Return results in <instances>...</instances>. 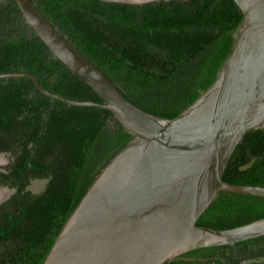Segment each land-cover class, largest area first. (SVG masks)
I'll return each instance as SVG.
<instances>
[{
	"label": "trees",
	"instance_id": "trees-1",
	"mask_svg": "<svg viewBox=\"0 0 264 264\" xmlns=\"http://www.w3.org/2000/svg\"><path fill=\"white\" fill-rule=\"evenodd\" d=\"M136 106L172 118L230 54L242 13L234 0H31ZM29 72L74 100L100 97L33 32L14 0H0V73ZM133 135L105 109L41 93L27 76L0 78V264H41L99 169ZM264 186V126L247 131L223 172ZM44 181L34 191L30 184ZM264 217V196L220 190L196 224L229 228ZM162 264H264V235L194 249Z\"/></svg>",
	"mask_w": 264,
	"mask_h": 264
},
{
	"label": "water",
	"instance_id": "water-1",
	"mask_svg": "<svg viewBox=\"0 0 264 264\" xmlns=\"http://www.w3.org/2000/svg\"><path fill=\"white\" fill-rule=\"evenodd\" d=\"M48 50L101 101L41 93L109 110L133 136L99 169L64 221L41 264H162L188 251L264 235V217L229 228L197 225L220 190L264 196V186L234 184L223 172L237 143L264 126V0H234L242 13L216 78L172 118L141 109L61 35L31 0H14ZM142 4L155 0H104Z\"/></svg>",
	"mask_w": 264,
	"mask_h": 264
},
{
	"label": "rangeland",
	"instance_id": "rangeland-1",
	"mask_svg": "<svg viewBox=\"0 0 264 264\" xmlns=\"http://www.w3.org/2000/svg\"><path fill=\"white\" fill-rule=\"evenodd\" d=\"M8 162V156L6 154H0V165H4ZM44 181L34 180L30 184V187L34 191H38L43 187ZM10 193V190L5 187H0V201L5 199ZM243 264V263H242Z\"/></svg>",
	"mask_w": 264,
	"mask_h": 264
}]
</instances>
